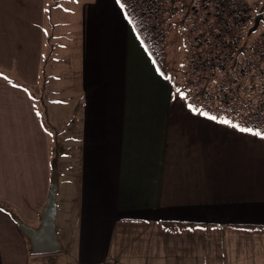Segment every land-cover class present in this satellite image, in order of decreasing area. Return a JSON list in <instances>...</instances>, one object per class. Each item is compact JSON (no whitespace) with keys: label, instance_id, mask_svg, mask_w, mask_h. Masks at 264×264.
Listing matches in <instances>:
<instances>
[{"label":"crops","instance_id":"crops-1","mask_svg":"<svg viewBox=\"0 0 264 264\" xmlns=\"http://www.w3.org/2000/svg\"><path fill=\"white\" fill-rule=\"evenodd\" d=\"M67 1L76 83L54 0H0V264H264V139L178 95L119 0ZM54 175L63 246L39 255L15 217L39 226Z\"/></svg>","mask_w":264,"mask_h":264},{"label":"trees","instance_id":"trees-1","mask_svg":"<svg viewBox=\"0 0 264 264\" xmlns=\"http://www.w3.org/2000/svg\"><path fill=\"white\" fill-rule=\"evenodd\" d=\"M119 1L164 70L172 36L181 37L182 78L167 74L196 112L264 133V36L237 18L245 0ZM223 59L227 66L216 69Z\"/></svg>","mask_w":264,"mask_h":264},{"label":"rangeland","instance_id":"rangeland-1","mask_svg":"<svg viewBox=\"0 0 264 264\" xmlns=\"http://www.w3.org/2000/svg\"><path fill=\"white\" fill-rule=\"evenodd\" d=\"M53 1V0H52ZM72 1V0H71ZM250 5H254L255 13L258 15L259 13V7L264 4V0H245ZM67 0H54V6L55 13L52 17L55 19V17L58 19V21L52 25V31H54V38L50 43V47L53 48V52L57 49V53L60 56H65L67 59L71 61V72H72V81L73 83H76V75L78 72L77 66H78V25H79V16L76 12L71 14V11H64V9H67V6L62 7L64 4L67 5ZM259 6V7H258ZM46 16V25L51 24L48 21L49 18V12H47ZM264 15V14H263ZM60 19V20H59ZM48 21V23H47ZM250 24L254 25V20L250 22ZM50 27V25H49ZM257 36H264V20L260 22L256 34ZM181 37L174 33V35L171 38V44L169 46V57L166 58V61L164 62V68L166 72L171 76L174 77L176 75V72H178L176 81H179L182 78V72L180 69L184 68L182 65V62L185 58V52L184 49L180 46ZM58 60L53 57L51 59V63H56L57 65ZM60 65V64H59ZM181 67V68H180ZM55 87L57 86V83L54 84ZM51 97L53 98L50 100L51 104H56L58 106H61L65 101L64 98L65 95L63 94V91L57 92V88L53 89V93H51ZM78 100H75L73 103H76ZM59 112H61L57 119L61 121L62 119V110L59 109ZM54 122V121H53ZM61 127V125H58ZM63 142V139H62ZM61 147L63 148V144H61ZM61 150V148H60ZM62 161H64L62 159ZM61 240V239H60ZM43 255V254H39ZM55 255L56 260L54 263L51 261L49 264H68V261L71 260L70 252L68 248H63L59 254H53Z\"/></svg>","mask_w":264,"mask_h":264},{"label":"water","instance_id":"water-1","mask_svg":"<svg viewBox=\"0 0 264 264\" xmlns=\"http://www.w3.org/2000/svg\"><path fill=\"white\" fill-rule=\"evenodd\" d=\"M264 15L259 14L255 18V24L252 31L257 30ZM59 190L58 178L56 175L52 177L48 194L47 203L42 211L39 226L30 225L20 218L15 217L16 222L20 226L23 233L29 239L32 252L35 254H52L62 249V242L57 232V194Z\"/></svg>","mask_w":264,"mask_h":264},{"label":"built area","instance_id":"built-area-1","mask_svg":"<svg viewBox=\"0 0 264 264\" xmlns=\"http://www.w3.org/2000/svg\"><path fill=\"white\" fill-rule=\"evenodd\" d=\"M243 2V1H241ZM241 6L239 7L240 13L239 16L237 17L240 21L243 23H250L252 19L256 16L255 9L253 5L248 4V2L244 1V3L240 4ZM227 66L226 60H220L218 63L215 64L216 69H224ZM106 264H111L110 262H106Z\"/></svg>","mask_w":264,"mask_h":264},{"label":"snow or ice","instance_id":"snow-or-ice-1","mask_svg":"<svg viewBox=\"0 0 264 264\" xmlns=\"http://www.w3.org/2000/svg\"><path fill=\"white\" fill-rule=\"evenodd\" d=\"M212 119H215V117H212ZM223 123L225 124H229V121H223ZM232 127L236 128L237 130L243 132V133H251L254 134L255 136H257L258 138L264 139V133L257 131L255 133H252V130L249 128H242L239 125H231Z\"/></svg>","mask_w":264,"mask_h":264}]
</instances>
